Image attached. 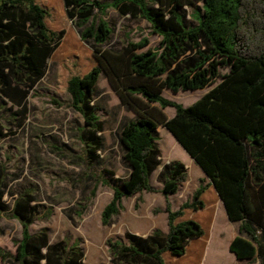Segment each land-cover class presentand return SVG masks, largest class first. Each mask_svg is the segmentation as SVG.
<instances>
[{
	"label": "trees",
	"instance_id": "16d2710c",
	"mask_svg": "<svg viewBox=\"0 0 264 264\" xmlns=\"http://www.w3.org/2000/svg\"><path fill=\"white\" fill-rule=\"evenodd\" d=\"M62 4L96 64L85 75H72L67 84L70 106L84 120L80 140L90 165L104 149L105 126L94 96L101 74L135 114L121 130L130 175L113 187L102 225L114 223L125 198L160 192L166 199L168 231L155 230L147 237L127 233L126 242L109 239L112 264H201L219 200L229 219L241 223L231 252L239 261L257 258L264 264V0H62ZM111 9L121 17L146 21L152 34L161 38L159 46L145 51L148 38L138 42L127 38L122 47L111 45L115 32L106 18ZM55 13L41 0H0V95L21 107L23 114L49 61L72 40L65 29L50 27L49 21L60 17ZM209 86L213 88L188 107L164 97L166 90L194 92ZM167 108L175 109L172 118L165 113ZM161 126L210 180L202 179L192 198L177 210L169 198L179 193L188 170L181 161L163 165ZM5 136L0 125V138ZM159 169L160 190L151 185ZM9 185L7 168L0 163V216L16 219L22 228L16 254L0 251L4 262L84 264L79 243L69 239L52 243L47 229L31 233L43 218L35 193L25 190L10 205Z\"/></svg>",
	"mask_w": 264,
	"mask_h": 264
},
{
	"label": "rangeland",
	"instance_id": "374dc122",
	"mask_svg": "<svg viewBox=\"0 0 264 264\" xmlns=\"http://www.w3.org/2000/svg\"><path fill=\"white\" fill-rule=\"evenodd\" d=\"M51 1L41 0L52 12L60 15L58 19L49 21L50 27L65 29L72 40L66 41L49 61L46 76L28 97L26 114L21 107L0 95V125L6 135L0 138V163L5 165L10 176L6 200L12 205L19 193L33 190L43 218L31 227L32 234L47 229L52 243L63 239L79 243L85 252L84 264H112L107 247L109 239L126 242L127 233L142 235L155 230L168 231L166 199L160 192L125 198L114 223L102 225V213L113 198V187L117 181H125L130 175L123 158L121 130L124 124L135 120V114L123 106L106 76L101 74L94 96L98 115L105 126L101 134L104 149L99 152L100 159L90 165L80 140L84 120L70 106L67 84L72 75H85L96 64L91 48L81 41L62 0ZM106 18L114 28L111 45L115 47H122L127 38L135 42L148 38L150 44L145 51L157 48L161 42L144 20L121 17L112 9ZM212 88L179 93L166 90L164 97L188 107ZM174 111L173 108L165 109L168 117ZM175 141L171 133L159 127L163 165L172 161L186 163L188 154ZM156 175L152 177V185L160 190L162 186L156 183ZM189 176L180 193L172 200L169 198L173 210L192 198L193 169L189 170ZM95 186L97 189L93 196ZM21 231L16 219L0 216V251L15 255ZM0 264L8 263L0 257ZM221 264H260V261L256 258L237 263L225 258Z\"/></svg>",
	"mask_w": 264,
	"mask_h": 264
},
{
	"label": "crops",
	"instance_id": "0c3cea01",
	"mask_svg": "<svg viewBox=\"0 0 264 264\" xmlns=\"http://www.w3.org/2000/svg\"><path fill=\"white\" fill-rule=\"evenodd\" d=\"M174 115H175V111H174V113L171 114V116L169 118H172ZM175 143L177 144V146H181L177 140L175 141ZM186 159H187L186 163H184V164L188 170V177H190L189 176V170L190 169H193V172L195 173V177H192V179H193L192 181H193L194 185H193L192 191L190 193V195H193L194 190L197 189L200 185V180L204 179V180H206V183H208L210 180L206 176L205 172L196 164L194 159L189 154L186 155ZM160 170L161 169H159L157 172L154 173V175L157 174L156 175V183L158 184V186H161L157 181V177H158ZM184 184L185 183H183L181 185L180 190L182 189ZM151 185H152V179H151ZM152 186L156 189L158 188L155 185H152ZM144 193H146V192H144ZM179 193H180V191H179ZM173 197L174 196L170 197L171 200ZM240 225H241L240 222H232L229 219V216H228V213H227V210H226V207H225L223 201L219 200L217 202L216 213H215L213 223H212V228H211V236H210V240H209L206 252H205V258H204L203 264H206L209 262H212V264L213 263L214 264H221V263H223L225 258L234 260L237 263L241 262L237 259L236 255L233 252H231V250H230L231 243L234 241V239L236 237L239 236ZM151 233H149V234H151ZM149 234H142L140 236L147 237ZM137 235H139V234H137Z\"/></svg>",
	"mask_w": 264,
	"mask_h": 264
}]
</instances>
